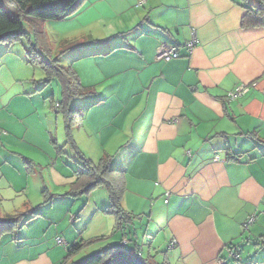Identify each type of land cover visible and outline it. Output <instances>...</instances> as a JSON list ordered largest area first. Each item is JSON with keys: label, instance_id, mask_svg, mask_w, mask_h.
Masks as SVG:
<instances>
[{"label": "crops", "instance_id": "0c3cea01", "mask_svg": "<svg viewBox=\"0 0 264 264\" xmlns=\"http://www.w3.org/2000/svg\"><path fill=\"white\" fill-rule=\"evenodd\" d=\"M140 1L85 0L66 17L78 21L82 40L63 49H75L70 50L85 61L61 64L76 72L93 102L86 120L91 118L94 133L80 148L93 160L111 155V167L123 172L121 206L133 215L126 230L132 237L134 222L143 227L148 239L146 254L139 249L143 257L154 263L165 258L168 264H222L220 258L234 247L240 260L223 264H264V26H241L247 4L255 1ZM192 31L197 44L188 51L184 44ZM161 43L176 46L179 57L156 60ZM2 46L0 182L7 192L24 193L25 186L14 181L38 182L37 173L42 176L34 153L49 160L53 155L27 137L28 115H34L33 99L41 89L25 69L27 48ZM242 84L248 90L227 100ZM51 142L57 147V140ZM62 173L54 159L51 176L69 185L74 176ZM45 190L50 193L45 186L43 195ZM96 190L77 214L86 232L68 227L59 236L66 245H59V226L51 239L32 233L29 225L16 243L0 238V264H62L79 239L122 236L106 212L107 191L98 201L92 196ZM253 213L254 223L244 230ZM131 237L130 246L137 241ZM251 244L257 251L243 260L241 251Z\"/></svg>", "mask_w": 264, "mask_h": 264}, {"label": "rangeland", "instance_id": "374dc122", "mask_svg": "<svg viewBox=\"0 0 264 264\" xmlns=\"http://www.w3.org/2000/svg\"><path fill=\"white\" fill-rule=\"evenodd\" d=\"M24 25L25 27L27 26L26 24ZM77 26L78 21L72 18L56 19L46 22L45 24V35L47 39H43V42H47V45L53 48V54L58 57L59 63H65L68 65L69 63H72L70 62L71 60H74L73 63L85 61L84 59H77V52H72H75V49L72 50V48H70L72 51L70 49H63L73 43L81 42L82 32ZM20 43L25 45L24 38H22L21 42H14L11 49L13 50L18 47V44ZM0 45V47H3V44ZM61 50L65 51L61 52ZM80 50L82 49H79L78 51ZM56 53H58V55ZM24 65L26 67L25 69H27L28 76L35 79L36 85H40L41 88L40 91L36 92L33 99L35 104V107H33L34 115H28V130L30 134L33 135L27 134V137L35 144H38L43 152L46 151L53 155V157L52 160H49L39 151L38 152L40 154L34 153L35 157L33 158L42 164V176L40 177L41 174L37 173L36 179H38V182L36 180L27 182L24 179L14 181L16 186H25V190L27 189V191L24 193L22 191L7 192V190H3V188L6 187V183L4 181L0 182V195L3 197L0 203V219L6 220L8 217H13L15 221L14 224L10 225V228H4L2 230L0 238L2 237L1 240L5 238L10 242L16 243L17 241H20L21 238H25V229L29 225H31V232L35 233V231H37L41 238H43L45 234L51 236V239H54L57 235L58 237L63 236L64 231H66L68 227L74 228L75 226L79 227L83 234L84 231L86 232L84 229L85 226L84 224L80 225L77 223V214L79 213L84 201L87 199L88 194H83L75 198L65 196L64 194L67 190H69V185H65L67 182H63V185L62 179L60 178L55 180L54 176H51L50 172L53 171V160L55 159L57 162V169L64 172L62 173L63 176L72 175L75 179L76 175L74 171H78L82 167L78 151H80L84 157L90 159V157H87L80 147L85 146L89 138L94 133V131L90 129L92 126L91 118L86 120L87 112L91 109L89 105L91 106L93 102L90 101V97H88V95L74 97L71 100L69 106L71 108L78 109L81 118L80 122L72 127L70 137H68L65 131L63 112L55 108V103L57 101H61L62 99L57 81L53 79L51 82L43 84L40 79L43 78L44 74L40 66L33 63H24ZM7 76H9V74H7ZM1 77L4 79V76ZM13 77L15 78V75L9 77V81L15 80ZM51 95H53L54 103H51ZM37 106L38 110L36 109ZM18 112L20 115H24L26 113L21 110ZM39 118L41 123L36 122ZM13 131L17 134L20 133V131L17 130V127H13ZM51 140H54V142L57 140V147L53 142H51ZM44 144L46 145L45 149L42 147ZM0 150L3 151V149ZM90 160L95 163L99 161V159ZM45 186L49 189L50 193H46L44 196L41 192H43ZM51 189L53 190L51 191ZM96 189H94L96 191L92 194V196L94 195V197H96L99 201L102 195L104 196L106 193V190L103 187H98ZM50 194H52V196L57 194L58 197L53 196L51 199L47 200L50 197ZM45 200H47L48 203H45ZM32 212L36 214H32ZM57 226H59L61 231L57 235H54L56 231L55 228ZM134 228H132V237L128 232L124 235V237L128 240L130 237H136L139 246L142 247L144 254H146V250L148 249V244L146 245V243L148 242V239L144 233H142L143 227L139 226L137 222H134ZM74 231L76 232V230ZM81 231H77L76 234H79L80 236ZM136 232L137 236H135ZM115 235L118 238L108 237L107 239L87 245L81 250L80 255L75 260L85 258L87 255L105 247L107 244L120 243L123 236H121L120 232H115ZM157 240L160 241V238ZM131 243L132 242H130V244ZM245 247L246 245L241 251L243 260L253 257L257 251H254L252 244L250 245V248ZM158 248L163 250L164 246L159 245ZM156 257L160 258L161 253H158Z\"/></svg>", "mask_w": 264, "mask_h": 264}, {"label": "trees", "instance_id": "16d2710c", "mask_svg": "<svg viewBox=\"0 0 264 264\" xmlns=\"http://www.w3.org/2000/svg\"><path fill=\"white\" fill-rule=\"evenodd\" d=\"M85 0H0V44L11 45L14 42L25 40L29 63L40 66L44 76L43 84L53 79L61 91L62 99L57 101L58 108L63 112L65 131L70 137L72 127L80 122L81 115L78 109L71 108L70 102L74 97L90 94V89L84 87L76 72L70 67L59 63L58 57L53 54V48L43 42L47 39L42 23L56 19H63L76 12ZM248 2V0H245ZM254 4H247L246 12L241 18L242 27L264 26V0H254ZM26 24L27 28L25 27ZM48 46V47H47ZM58 55V54H57ZM51 103L53 95L50 96ZM81 169L74 171L75 179L69 184L65 196L75 198L89 194L98 187H104L108 193L109 205L106 212L113 215L116 221V231H121L123 238L118 244H107L105 247L87 255L85 258L67 262L77 255L87 245L104 240L105 236L90 239H79L68 247L62 264H168L164 258L160 263L150 261V257H143L137 241L133 245L127 244L124 235L127 227L133 224V215L123 210L121 198L124 192L123 172L111 167L112 156L103 155L97 163L84 157L78 151ZM48 192L44 191L45 194ZM53 196L50 194L51 199ZM45 200V203L48 201ZM1 202V198H0ZM34 212H32L33 214ZM36 214V213H34ZM13 217L0 219V234L4 228L14 224ZM264 243V240L262 241Z\"/></svg>", "mask_w": 264, "mask_h": 264}, {"label": "built area", "instance_id": "2783aa9c", "mask_svg": "<svg viewBox=\"0 0 264 264\" xmlns=\"http://www.w3.org/2000/svg\"><path fill=\"white\" fill-rule=\"evenodd\" d=\"M144 0H141L140 3H143ZM197 44V38L195 35V32H191V37L185 42L184 46L185 48L190 51L195 45ZM179 49L176 46H171L166 43H161L155 53V59L158 61H170L172 59L178 58L179 57ZM254 84H251L253 86ZM249 85H238L235 87L232 91L228 92L226 97L227 100H234L244 94L248 90ZM55 108H58V104L55 103ZM217 159V157H216ZM256 218V215L253 213L245 219V221L242 224V227L244 230H248L250 225L254 223ZM55 242L59 245H66L65 241L63 240L62 237H56ZM175 243V240L171 241V245ZM227 258L231 259L233 261H239L240 260V253L233 247V248H228L227 251ZM226 258V259H227ZM226 259L220 258V263H225Z\"/></svg>", "mask_w": 264, "mask_h": 264}]
</instances>
